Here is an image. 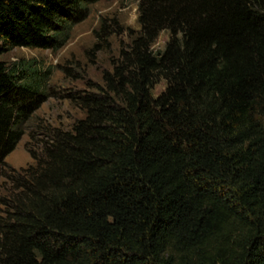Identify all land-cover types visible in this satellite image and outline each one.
<instances>
[{
    "label": "trees",
    "instance_id": "trees-1",
    "mask_svg": "<svg viewBox=\"0 0 264 264\" xmlns=\"http://www.w3.org/2000/svg\"><path fill=\"white\" fill-rule=\"evenodd\" d=\"M96 1L0 0V55L59 49ZM137 22L18 169L50 69L0 59V264H264V0H139Z\"/></svg>",
    "mask_w": 264,
    "mask_h": 264
},
{
    "label": "rangeland",
    "instance_id": "rangeland-1",
    "mask_svg": "<svg viewBox=\"0 0 264 264\" xmlns=\"http://www.w3.org/2000/svg\"><path fill=\"white\" fill-rule=\"evenodd\" d=\"M138 1L94 2L89 6L87 16L72 27L68 40L57 50L14 47L0 55V59L8 64L34 60L41 69H50L46 84L48 96L25 124V133L15 148L5 156L4 162L8 166L18 169L33 161L26 151L31 129L38 125L69 129L75 120L83 117V111L70 102L68 95L75 90H92L96 85H102V74L112 69V61L129 40V29L139 28ZM168 38L167 31L160 32L153 43L154 50L163 49ZM165 85L164 80L156 83L152 88L153 95L159 94ZM32 148L38 150L37 144L33 143ZM1 169L8 171L7 166ZM6 183L7 180L1 177V191Z\"/></svg>",
    "mask_w": 264,
    "mask_h": 264
}]
</instances>
